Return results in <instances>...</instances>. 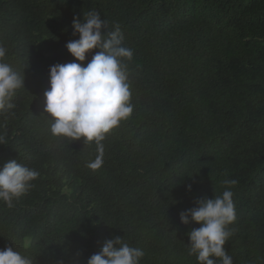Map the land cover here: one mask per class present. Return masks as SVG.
<instances>
[{
	"label": "trees",
	"instance_id": "obj_1",
	"mask_svg": "<svg viewBox=\"0 0 264 264\" xmlns=\"http://www.w3.org/2000/svg\"><path fill=\"white\" fill-rule=\"evenodd\" d=\"M92 9L134 52L133 111L106 134L95 171V144L52 137L44 111L49 68L75 60L72 21ZM0 44L24 71L14 115H0V166L17 159L39 173L14 207L0 203V249L87 264L124 236L141 264H196L188 232L200 225L179 214L234 179L224 247L233 264H264V0H0Z\"/></svg>",
	"mask_w": 264,
	"mask_h": 264
},
{
	"label": "clouds",
	"instance_id": "obj_2",
	"mask_svg": "<svg viewBox=\"0 0 264 264\" xmlns=\"http://www.w3.org/2000/svg\"><path fill=\"white\" fill-rule=\"evenodd\" d=\"M72 29V35L79 38L67 42L65 47L75 60L50 66L44 111L50 120L48 131L52 137L73 141L83 138L84 143L95 144V158L87 165L95 171L103 164L106 134L133 111L126 61L133 60L134 52L124 46L122 26L116 23L110 28L95 9L84 12L82 20L74 16ZM93 50L98 51L93 54ZM7 51L0 44V115H14V97L24 88V71L22 75L5 62ZM89 55L91 59L86 65L80 63ZM5 144L6 133L0 132V145ZM38 176L37 170L17 159L6 161L0 166V203L14 207V202L33 187ZM236 183L234 179H225L220 194L199 198L195 206L179 214L181 223L200 225L188 232L187 253L195 257L196 264H233L224 245L233 235L229 226L237 219L232 191ZM144 256V250L128 243L124 236H114L88 258L87 264H141ZM0 264L33 261L16 247L7 246L0 249Z\"/></svg>",
	"mask_w": 264,
	"mask_h": 264
}]
</instances>
